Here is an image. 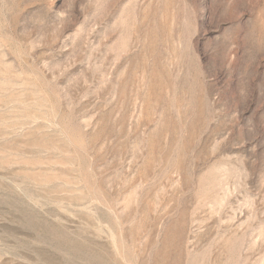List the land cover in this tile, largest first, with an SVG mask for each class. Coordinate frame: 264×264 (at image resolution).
<instances>
[{
	"label": "rangeland",
	"instance_id": "obj_1",
	"mask_svg": "<svg viewBox=\"0 0 264 264\" xmlns=\"http://www.w3.org/2000/svg\"><path fill=\"white\" fill-rule=\"evenodd\" d=\"M0 264H264V0H0Z\"/></svg>",
	"mask_w": 264,
	"mask_h": 264
}]
</instances>
